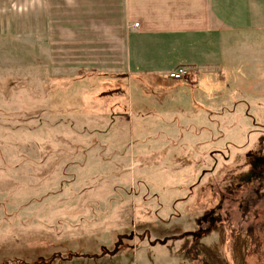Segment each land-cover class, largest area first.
<instances>
[{
  "label": "rangeland",
  "instance_id": "obj_1",
  "mask_svg": "<svg viewBox=\"0 0 264 264\" xmlns=\"http://www.w3.org/2000/svg\"><path fill=\"white\" fill-rule=\"evenodd\" d=\"M15 29L0 26V264H264V205L239 207L248 177L264 173V87L252 83L264 79V42L225 38L227 52L247 56L237 68L252 71L240 78L239 57L226 55L223 73H209L224 79L228 113L208 123L220 142L202 155L216 169L208 185L176 202L168 153L161 162L139 152L137 136L155 145L170 126L171 146L190 122L116 119L118 106L143 108L137 97L144 88L151 96L152 84L96 70L59 74L50 51L71 50V42L31 40L18 18ZM253 44L263 56H249ZM120 82L131 83V100ZM239 102L240 114L231 113ZM105 128L108 138L96 135ZM111 139L116 150L103 145Z\"/></svg>",
  "mask_w": 264,
  "mask_h": 264
},
{
  "label": "crops",
  "instance_id": "obj_2",
  "mask_svg": "<svg viewBox=\"0 0 264 264\" xmlns=\"http://www.w3.org/2000/svg\"><path fill=\"white\" fill-rule=\"evenodd\" d=\"M17 18L24 21L31 40L48 38L60 47V42H71L65 46L71 50L50 51L53 70L59 74L96 70L128 75L144 87L152 84L151 96L144 88L138 95L142 98L137 97L143 108L118 106L111 114L122 121H189L183 126L187 130L178 131L171 146L165 143L166 135H171L170 126L158 130L155 145L137 136L139 152L150 156V152L156 153L160 161L161 154L168 153V169L177 174L169 186L176 202L192 198L200 185L207 184L216 167L208 162V155L202 154L218 148L220 142L209 136L212 127L208 123L222 121L228 115L224 79H210L209 73H223L226 55H231L239 57L233 60L239 77L249 79L250 66L243 65L242 71L237 68L247 56L240 50L238 56L227 52L225 38L241 36L243 40L264 42V0H0V26L13 25L15 31ZM254 47L249 56H263ZM182 67L189 69L186 80L168 77V72ZM261 78L256 77L252 83L264 87ZM120 84L121 93L128 91L131 100V83ZM250 85L243 83L242 87ZM243 103H247L245 97ZM147 104H152V109H147ZM240 106L236 103L238 112L231 113L239 115ZM109 131L95 130L96 135L107 138ZM103 143L112 150L119 146L113 139ZM140 157L145 158L141 153ZM159 168L164 166L160 164ZM180 192L186 195L180 198Z\"/></svg>",
  "mask_w": 264,
  "mask_h": 264
},
{
  "label": "trees",
  "instance_id": "obj_3",
  "mask_svg": "<svg viewBox=\"0 0 264 264\" xmlns=\"http://www.w3.org/2000/svg\"><path fill=\"white\" fill-rule=\"evenodd\" d=\"M244 186H247L246 192L243 193L244 196H240L242 198L239 203V207H244L242 208L243 211H247V210L249 211L251 208L253 209L256 208L257 206L260 208L262 205H264V173L262 172L252 173L248 177ZM249 188L254 190L253 195L248 193ZM220 207H221L220 204L217 205V207L214 208L210 212V214L206 215V217L203 218V220L206 219V222L209 223L207 228L205 229H208L210 227H213V225H215L218 215V210L220 209Z\"/></svg>",
  "mask_w": 264,
  "mask_h": 264
},
{
  "label": "built area",
  "instance_id": "obj_4",
  "mask_svg": "<svg viewBox=\"0 0 264 264\" xmlns=\"http://www.w3.org/2000/svg\"><path fill=\"white\" fill-rule=\"evenodd\" d=\"M134 26H138V23L133 24ZM189 69L182 67L168 72V77L175 80H181L188 76Z\"/></svg>",
  "mask_w": 264,
  "mask_h": 264
},
{
  "label": "flooded vegetation",
  "instance_id": "obj_5",
  "mask_svg": "<svg viewBox=\"0 0 264 264\" xmlns=\"http://www.w3.org/2000/svg\"><path fill=\"white\" fill-rule=\"evenodd\" d=\"M255 172H262V171L255 170ZM255 172H253V173H255ZM262 173H263V172H262Z\"/></svg>",
  "mask_w": 264,
  "mask_h": 264
}]
</instances>
